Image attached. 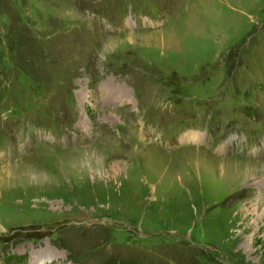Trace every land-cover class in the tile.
Here are the masks:
<instances>
[{
	"label": "rangeland",
	"instance_id": "374dc122",
	"mask_svg": "<svg viewBox=\"0 0 264 264\" xmlns=\"http://www.w3.org/2000/svg\"><path fill=\"white\" fill-rule=\"evenodd\" d=\"M0 264H264V0H0Z\"/></svg>",
	"mask_w": 264,
	"mask_h": 264
},
{
	"label": "bare ground",
	"instance_id": "6f19581e",
	"mask_svg": "<svg viewBox=\"0 0 264 264\" xmlns=\"http://www.w3.org/2000/svg\"><path fill=\"white\" fill-rule=\"evenodd\" d=\"M130 35H132V34H130ZM192 136V135H191ZM245 164V163H244ZM246 165V167H245V169H246V173H250L249 171H254V169H253V166H251L250 164H245ZM254 165V164H253ZM243 168V167H242ZM245 172V171H244ZM245 176V175H244ZM247 176V175H246Z\"/></svg>",
	"mask_w": 264,
	"mask_h": 264
},
{
	"label": "trees",
	"instance_id": "16d2710c",
	"mask_svg": "<svg viewBox=\"0 0 264 264\" xmlns=\"http://www.w3.org/2000/svg\"><path fill=\"white\" fill-rule=\"evenodd\" d=\"M19 260V259H18ZM20 262H22V261H20Z\"/></svg>",
	"mask_w": 264,
	"mask_h": 264
}]
</instances>
